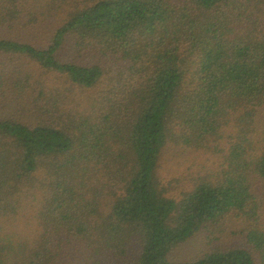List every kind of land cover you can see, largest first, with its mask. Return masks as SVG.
<instances>
[{
    "label": "trees",
    "instance_id": "1",
    "mask_svg": "<svg viewBox=\"0 0 264 264\" xmlns=\"http://www.w3.org/2000/svg\"><path fill=\"white\" fill-rule=\"evenodd\" d=\"M20 2L0 0L1 26L19 19ZM247 13H264V0H98L70 14L43 48L0 34V56L33 61L81 88L96 87L104 75L99 64L81 59L95 54L88 49L113 57L130 76L93 121L80 111L64 117L63 102L52 105L49 114L56 118L47 114L36 124L21 121L22 113L0 117L2 207L20 209L13 183L36 176L27 193L34 192L32 201L40 195L44 231H53L51 211L58 213L52 222L76 220L83 232L87 221L78 212L95 214L98 187L108 183L115 191L106 216L98 218L102 241L94 247L104 258L256 264L257 256L264 264V225L251 220L259 211L252 181H264V34L251 23L241 25L238 17ZM68 48L76 55L72 59ZM8 93L10 109L13 103L16 112L25 107L23 97ZM72 125L76 132L66 128ZM174 139L187 147L211 139L227 146L222 171L179 200L163 195L157 176L159 158ZM36 184L42 194L34 191ZM107 193L106 186L105 198ZM227 217L247 221L246 248L214 247L193 261L171 259L176 248ZM22 247L7 243L2 260L8 255L13 264H32L37 249Z\"/></svg>",
    "mask_w": 264,
    "mask_h": 264
},
{
    "label": "rangeland",
    "instance_id": "2",
    "mask_svg": "<svg viewBox=\"0 0 264 264\" xmlns=\"http://www.w3.org/2000/svg\"><path fill=\"white\" fill-rule=\"evenodd\" d=\"M96 1L98 0H21L19 19L8 27L0 25V34L5 38L43 48L48 45L53 33L65 23L70 14L78 9L87 8ZM238 20L244 27L251 23L256 29V33L264 34V13L253 17L247 13L238 17ZM68 50L71 59L76 56L70 48ZM89 50L95 54H87L81 59L88 64H99L104 71L101 83L91 89L72 85L62 76L42 69L33 61L19 60V58L7 60L6 57L0 56V117L19 118L18 115L22 113L25 115L20 117L21 121L36 124L52 112V105L63 102L65 103L62 107L65 111L64 117L78 116V113L83 112L86 113L85 115L88 113L92 121L95 120L99 111L106 110V106L111 107L109 101H113L111 95L114 93L115 87L125 85L130 76L113 57L98 55L99 53L91 49L86 51ZM63 56L68 57L66 50L63 52ZM14 78H16V82L12 84ZM9 91L12 92L10 94L12 96L16 95L21 99L23 97L25 107L19 112L15 110L16 103H13L10 109L7 95ZM21 92H23V96H21ZM26 95L29 96V99H26ZM49 115L56 118L55 113ZM262 117L264 114L260 116V126L264 131ZM66 128H69L72 133L77 130L76 125ZM226 151L225 140L211 139L207 145L199 148L187 147L183 142L175 139L168 141L157 167L159 188L163 195L179 200L196 183L219 174L224 167L223 159ZM39 174L42 176L43 173L39 172ZM96 175L105 182L103 173ZM36 180L37 177L34 176L25 181L21 179L13 183L15 188L19 189L15 200L19 201L20 209L5 210L0 204V264H13L8 255L5 261L2 260V251L9 242L18 251L23 248L22 246H28L27 250L37 249L32 255V264H125V262L130 264L131 257L126 254L116 260L110 257L104 258V253L94 249L96 244L102 241L101 233L98 230V218L106 216L105 209L108 210L110 197L115 188L108 186V183L103 187H98L102 196L95 214L88 216L82 211L78 212L81 216L80 221H87L83 231L85 233L79 231V224L76 220H73L71 225H58L52 222L50 217L57 216L58 213L51 211L48 217L51 223L48 228L52 227L53 231L49 233L44 231L46 226L41 222L42 213L38 214L40 207L37 200L40 195H37V199L32 201L30 197L34 195V192L27 193ZM106 186L108 193L105 198ZM35 187V192L43 193L41 184H36ZM252 189L256 197V207L259 208L256 218L251 219L252 225L255 223L264 225V181L255 178L252 181ZM25 193H27L28 201L24 199ZM247 228V221L236 217H227L217 226L208 228L209 232L203 231L176 248L171 259L182 262L193 261L214 247L246 248L244 231ZM131 251L132 249H129L127 253L130 254ZM255 258V263L258 264V257Z\"/></svg>",
    "mask_w": 264,
    "mask_h": 264
}]
</instances>
